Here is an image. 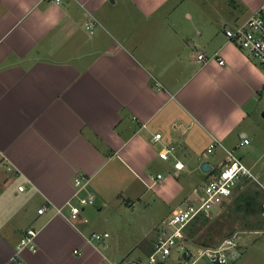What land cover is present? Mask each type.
<instances>
[{"label": "crops", "instance_id": "1", "mask_svg": "<svg viewBox=\"0 0 264 264\" xmlns=\"http://www.w3.org/2000/svg\"><path fill=\"white\" fill-rule=\"evenodd\" d=\"M262 4L0 0V264H129L144 257L125 260L141 244L150 253L158 225L137 243L117 234L110 243L114 230L91 220V204L76 220L67 208L58 212L74 196L76 176L89 177L84 192L96 193V212L112 197L120 212L124 202L140 212L137 202L155 188L151 209L178 202L171 214L202 197L227 148L263 173L262 156L240 149L252 142L246 120L264 95V70L226 35ZM91 16L93 31L84 24ZM244 137L249 142L240 144ZM166 144L174 147L169 159L159 154ZM110 163L125 175L113 193L106 177L100 181ZM196 170L205 183L186 186ZM29 227L38 230L37 248H18ZM94 231L110 235L89 241Z\"/></svg>", "mask_w": 264, "mask_h": 264}, {"label": "built area", "instance_id": "2", "mask_svg": "<svg viewBox=\"0 0 264 264\" xmlns=\"http://www.w3.org/2000/svg\"><path fill=\"white\" fill-rule=\"evenodd\" d=\"M98 19L94 16L89 17L85 21V27L90 31L94 30ZM226 35L229 40L236 42L240 47L246 48L250 56H252L264 70V4L251 14L246 20L234 26L226 28ZM198 57L204 59V53H199ZM220 63H224L225 59L218 54ZM161 132L154 135V139H159ZM249 142L244 137L240 144ZM215 146L211 143L209 150ZM173 146L166 144L160 150V157L169 159L173 151ZM184 163L182 160L175 161V168L180 169ZM8 168L11 167L8 165ZM162 173H158V179H161ZM254 180L264 190L263 182L254 173L252 168L248 166L243 159L236 153L234 149L226 150V156L219 171L210 178L203 186V195L200 199L191 200L185 206L176 208L170 216L164 219V225L159 228L156 241L150 253L146 258H139L131 264H232L233 260L240 255L241 241L244 235L234 233L223 237L217 243H199L193 239L190 229L194 221L204 216L210 217L216 209L234 193V188L238 186L240 181ZM89 177L76 176L75 184L77 189L74 196L68 199L63 205L57 207L58 212L65 214V208L69 211V218L76 220L81 217V212L85 206L95 202V192L89 190L84 192ZM20 189L24 185H19ZM46 206L38 209L40 213L44 212ZM264 215V208H263ZM88 220V217H84ZM38 230L34 227L27 228L18 244V248L29 247L37 248L36 236ZM108 231H94L88 238L89 241H102L108 237ZM78 251V249H75ZM119 264V263H114Z\"/></svg>", "mask_w": 264, "mask_h": 264}, {"label": "rangeland", "instance_id": "3", "mask_svg": "<svg viewBox=\"0 0 264 264\" xmlns=\"http://www.w3.org/2000/svg\"><path fill=\"white\" fill-rule=\"evenodd\" d=\"M187 1H191L192 5L196 3V0H186V2ZM176 15H180V13ZM254 110L255 111L252 112L251 116L246 120V125L250 129L248 133L252 142L241 147L240 152L255 157L262 156V161H264V95L261 97V101L255 105ZM237 153L239 154V151H237ZM217 154L220 156L219 158H222L224 151L218 149ZM261 171L263 173L257 171L254 173L264 184V164L262 165ZM203 173L204 171L202 170H196L194 177L191 173V181L189 183V181L186 180V186H192V180H195L197 185L205 183L206 176ZM101 175L102 180L100 181L105 184L104 180L106 177V181L108 182V186L105 190L106 192H112L113 187L118 186L115 185V183L120 181L119 176H125L124 170L120 167L113 166V163L106 166ZM207 180H209V177ZM242 182L234 188V193L230 199L226 200L219 209H216L213 215L205 222L200 219L197 224L195 223V225L192 226L193 228L191 227L190 233L193 239L199 243H217L227 235L241 233L244 235V239L241 241L240 255L233 260L232 264H264V190L259 183L254 180H243ZM254 190H258L259 195L256 201L251 202L248 200L247 195L249 194L247 193H252ZM155 191V188H149L148 195L142 201L143 203L137 202L138 207L143 208L140 209L142 211L137 213L132 212L131 207H129L126 202L123 204L125 212H120L115 207V198L113 197L112 202L107 203L101 212H96L97 202L95 204L93 203L90 206L91 210H93V218L91 220L99 224L104 220L108 228L114 230L111 231L112 235L107 238L110 243L115 234L121 235L122 238L120 240L122 243L128 244L137 243L143 240L145 236L151 237L155 234L151 229L157 225L161 228V226L164 225L162 219L170 216L172 207L179 206L178 202H174L172 207L171 205H164L162 207L158 205L157 209H151V199ZM125 205L129 207L128 210ZM180 206L183 207L185 205ZM150 210H154V216L150 214ZM112 247L113 245H111V248ZM141 247L142 244L136 247L130 257L125 260L134 259L137 255H144V258H146V252L149 249L147 248L145 252H142L143 249ZM111 248L105 250L108 255L110 253L109 249Z\"/></svg>", "mask_w": 264, "mask_h": 264}, {"label": "trees", "instance_id": "4", "mask_svg": "<svg viewBox=\"0 0 264 264\" xmlns=\"http://www.w3.org/2000/svg\"><path fill=\"white\" fill-rule=\"evenodd\" d=\"M245 181H249V179H247V180H245ZM242 181H240L239 182V184L241 183ZM243 183V182H242ZM238 184V185H239ZM254 192V193H253ZM252 193L250 192V193H247V194H249V195H247L248 196V200L249 201H251V202H254V201H256L257 199H258V195H259V191L258 190H254ZM209 217H206V216H204V217H202V218H199L198 220H196V221H194V225H195V223L197 224V222H199L200 221V219L201 220H203L204 222L208 219ZM193 228V227H192Z\"/></svg>", "mask_w": 264, "mask_h": 264}, {"label": "water", "instance_id": "5", "mask_svg": "<svg viewBox=\"0 0 264 264\" xmlns=\"http://www.w3.org/2000/svg\"><path fill=\"white\" fill-rule=\"evenodd\" d=\"M201 168L204 170V171H209L211 169V165L208 164L206 161H203L201 163Z\"/></svg>", "mask_w": 264, "mask_h": 264}]
</instances>
